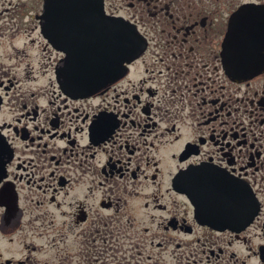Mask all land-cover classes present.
<instances>
[{
    "label": "flooded vegetation",
    "instance_id": "1",
    "mask_svg": "<svg viewBox=\"0 0 264 264\" xmlns=\"http://www.w3.org/2000/svg\"><path fill=\"white\" fill-rule=\"evenodd\" d=\"M247 2L264 5L104 0L148 46L76 98L55 80L66 51L43 32L46 0H0V264H264V70L232 80L222 54ZM7 51L48 56L49 79L20 85ZM198 167L252 187L247 229L199 220L176 186Z\"/></svg>",
    "mask_w": 264,
    "mask_h": 264
},
{
    "label": "water",
    "instance_id": "2",
    "mask_svg": "<svg viewBox=\"0 0 264 264\" xmlns=\"http://www.w3.org/2000/svg\"><path fill=\"white\" fill-rule=\"evenodd\" d=\"M56 10L61 12L57 13ZM65 10L70 12L66 14L63 12ZM69 15V20L55 18ZM263 16L264 13L255 6L245 5L230 19L224 41V57L228 72L233 78L251 76L258 71L259 67L254 58L259 48V40L264 39V30L262 34H258L259 25L264 26ZM43 18L44 26L48 23L50 33L52 24L65 25L59 31L54 29V37L63 38L68 31L66 26H69V39H76L77 44L71 48L57 70L63 87L75 96L92 94L122 77L127 71V64L142 54L146 47L145 40L134 27L107 18L103 7L100 10L99 4L92 0H48V8ZM243 63L248 64L244 69L240 68ZM226 186L239 188L244 193L240 205L236 196H224L220 183L207 181L200 174L193 178L186 192L197 207L242 208V211L200 212L208 223L243 229L257 214L258 203L248 187L230 182Z\"/></svg>",
    "mask_w": 264,
    "mask_h": 264
},
{
    "label": "rangeland",
    "instance_id": "3",
    "mask_svg": "<svg viewBox=\"0 0 264 264\" xmlns=\"http://www.w3.org/2000/svg\"><path fill=\"white\" fill-rule=\"evenodd\" d=\"M1 51V49H0ZM6 52L5 61L8 64H12L10 73L15 76V80L22 81L20 85H35V81H43L49 79L51 67L49 65L48 56L41 54H20L14 55L12 60L8 59L10 54ZM0 57H2L0 55ZM16 64V65H15Z\"/></svg>",
    "mask_w": 264,
    "mask_h": 264
}]
</instances>
